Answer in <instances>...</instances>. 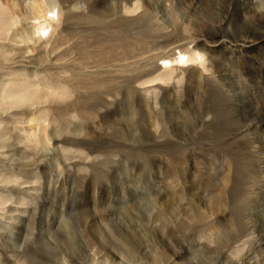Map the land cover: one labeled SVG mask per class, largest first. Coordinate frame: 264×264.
Here are the masks:
<instances>
[{"label": "rangeland", "instance_id": "374dc122", "mask_svg": "<svg viewBox=\"0 0 264 264\" xmlns=\"http://www.w3.org/2000/svg\"><path fill=\"white\" fill-rule=\"evenodd\" d=\"M0 264H264V0H0Z\"/></svg>", "mask_w": 264, "mask_h": 264}, {"label": "bare ground", "instance_id": "6f19581e", "mask_svg": "<svg viewBox=\"0 0 264 264\" xmlns=\"http://www.w3.org/2000/svg\"><path fill=\"white\" fill-rule=\"evenodd\" d=\"M46 28H44L43 26H39L38 27V31L37 32H40V33H43L45 31ZM25 42V41H24ZM166 61H163V63H165Z\"/></svg>", "mask_w": 264, "mask_h": 264}]
</instances>
